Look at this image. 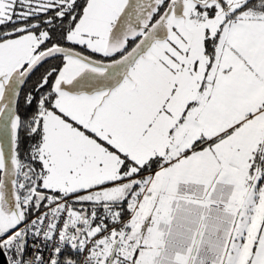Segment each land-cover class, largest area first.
Listing matches in <instances>:
<instances>
[{
  "label": "snow or ice",
  "instance_id": "obj_1",
  "mask_svg": "<svg viewBox=\"0 0 264 264\" xmlns=\"http://www.w3.org/2000/svg\"><path fill=\"white\" fill-rule=\"evenodd\" d=\"M0 256L264 264V0H0Z\"/></svg>",
  "mask_w": 264,
  "mask_h": 264
},
{
  "label": "water",
  "instance_id": "obj_2",
  "mask_svg": "<svg viewBox=\"0 0 264 264\" xmlns=\"http://www.w3.org/2000/svg\"><path fill=\"white\" fill-rule=\"evenodd\" d=\"M0 264H5L3 256H0Z\"/></svg>",
  "mask_w": 264,
  "mask_h": 264
},
{
  "label": "trees",
  "instance_id": "obj_3",
  "mask_svg": "<svg viewBox=\"0 0 264 264\" xmlns=\"http://www.w3.org/2000/svg\"><path fill=\"white\" fill-rule=\"evenodd\" d=\"M37 75H39V73H37ZM33 79H35V77Z\"/></svg>",
  "mask_w": 264,
  "mask_h": 264
}]
</instances>
